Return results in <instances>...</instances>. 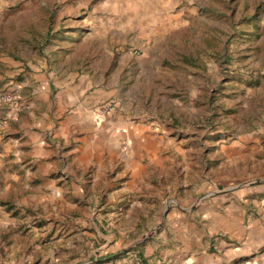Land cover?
<instances>
[{"label":"crops","instance_id":"0c3cea01","mask_svg":"<svg viewBox=\"0 0 264 264\" xmlns=\"http://www.w3.org/2000/svg\"><path fill=\"white\" fill-rule=\"evenodd\" d=\"M181 1L193 2L152 0L156 20L170 28L180 25L185 16L174 6ZM38 80L34 86L21 85L28 87L19 95L21 112L0 104L5 121L0 127V230L20 223L12 211L21 214L34 197L35 208L57 209L55 217L64 213L53 219L62 228L58 241L88 247L68 253L67 264L260 259L264 140L235 138L222 149L223 160L212 158L214 168L205 171L203 156L189 168L184 153H173L180 140L168 138L161 124H132L119 108L109 115L93 113L90 108L109 97L108 89H91L81 106L69 107L77 93L91 88L89 77H78V85L67 87L65 94L51 92L46 81ZM241 146L249 159H243L248 169L240 174L232 168L239 163ZM225 166L227 171L220 170ZM48 195L52 200L45 205L42 199Z\"/></svg>","mask_w":264,"mask_h":264},{"label":"rangeland","instance_id":"374dc122","mask_svg":"<svg viewBox=\"0 0 264 264\" xmlns=\"http://www.w3.org/2000/svg\"><path fill=\"white\" fill-rule=\"evenodd\" d=\"M174 10L185 19L170 28L156 20L152 0H0V104L9 107L4 94L19 97L38 79L65 94L82 76L91 88L69 107L91 89H108L91 111L112 101V112L123 109L132 124H161L180 140L173 153H184L189 168L196 156L205 171L214 168L212 158L223 160L235 138L264 140V0L181 1ZM244 149L232 170L248 169ZM35 200L12 211L20 223L0 230V264H67L68 253L88 249L58 241L53 219L61 214Z\"/></svg>","mask_w":264,"mask_h":264},{"label":"built area","instance_id":"2783aa9c","mask_svg":"<svg viewBox=\"0 0 264 264\" xmlns=\"http://www.w3.org/2000/svg\"><path fill=\"white\" fill-rule=\"evenodd\" d=\"M3 103H6L13 113H18L23 109V105L20 103L18 93L16 91L4 94L1 98ZM115 105L112 101L101 104L95 108L92 112L97 115H109L112 113ZM241 264H264V252L261 253L258 261L243 262Z\"/></svg>","mask_w":264,"mask_h":264}]
</instances>
